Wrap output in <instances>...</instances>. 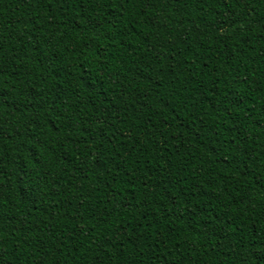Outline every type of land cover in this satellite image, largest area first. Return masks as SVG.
<instances>
[{
  "label": "trees",
  "instance_id": "16d2710c",
  "mask_svg": "<svg viewBox=\"0 0 264 264\" xmlns=\"http://www.w3.org/2000/svg\"><path fill=\"white\" fill-rule=\"evenodd\" d=\"M0 264H264V0H0Z\"/></svg>",
  "mask_w": 264,
  "mask_h": 264
}]
</instances>
